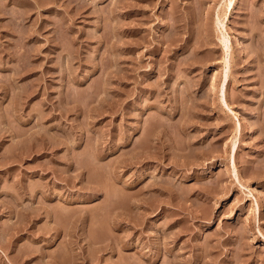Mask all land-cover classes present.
<instances>
[{"label":"rangeland","instance_id":"1","mask_svg":"<svg viewBox=\"0 0 264 264\" xmlns=\"http://www.w3.org/2000/svg\"><path fill=\"white\" fill-rule=\"evenodd\" d=\"M0 264H264V0H0Z\"/></svg>","mask_w":264,"mask_h":264}]
</instances>
